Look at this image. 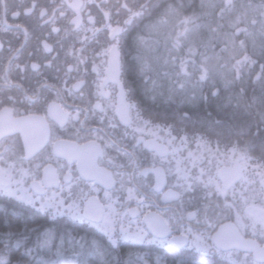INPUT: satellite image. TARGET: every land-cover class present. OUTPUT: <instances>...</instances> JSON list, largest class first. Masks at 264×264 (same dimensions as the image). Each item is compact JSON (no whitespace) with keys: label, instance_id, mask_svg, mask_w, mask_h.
I'll return each instance as SVG.
<instances>
[{"label":"clouds","instance_id":"1","mask_svg":"<svg viewBox=\"0 0 264 264\" xmlns=\"http://www.w3.org/2000/svg\"><path fill=\"white\" fill-rule=\"evenodd\" d=\"M69 2L53 0L55 7L51 10L63 8L68 14L63 20L65 31L74 32L81 39L87 69L82 65L73 78L82 79L84 83L79 90L60 88V95L51 97H42L39 88H28L19 81L0 89V112L5 115L23 117L41 111L46 117L50 144L49 150L34 151L18 136L0 135V176L5 181L11 179L13 187H24L30 186L33 176L45 168H52L61 178L71 173L73 184L82 188V178L78 175L81 165L60 154V146L87 147L109 155V149L116 144L112 130L122 129L124 136L132 137L133 147L145 160L168 169L175 168L179 158L182 167L192 174L191 187L182 190L180 199L174 203L176 223L191 228L207 240L209 250L203 255L205 264H264V195H261L264 191V136L260 135L264 132V78H261L264 43L245 45L237 41L235 45H222L221 78L209 77L201 81L199 77L206 67L201 62L200 70H196V58L203 54L199 53L194 36L203 15L202 0H156L155 3L152 0H85L88 5L83 10L85 17L89 10L95 15L91 6L100 3L110 6L128 3L139 14L126 24L128 14L125 11L116 9L113 13V22L124 28L121 85L109 81L105 86L109 94L101 96L98 85L103 79L107 60L104 49L110 41L103 32L89 33L85 40L70 22ZM117 11L119 16H116ZM150 25H158L164 30L176 53L173 61H179V68L182 62L186 65V71H180L181 81L190 79L196 84L195 91H182L179 85L166 87L160 82L148 49L138 45L141 36L149 37L147 29ZM142 61L151 63L150 71L143 70ZM0 66H3V60H0ZM129 66L135 69L134 80L129 79ZM224 78L230 81L227 87ZM248 88H252L253 93H249ZM122 91L126 110L121 104ZM249 95H254L257 103H225L228 96L247 101ZM209 96L216 102L217 114L209 112L194 117L187 111L207 103ZM45 99L49 103L56 100L63 114L49 113ZM97 104L101 107L97 108ZM168 110L174 112L175 119L168 118ZM193 120L202 121L203 127L190 130L189 124ZM185 138L187 143H184ZM198 141L205 142L209 150L200 155L193 168L187 151H195ZM149 142L154 145L153 149L146 147ZM177 148L181 151H176ZM116 151H119L118 147ZM237 165H242L239 174L221 192L218 185L223 186L225 182L222 173ZM0 199L17 202L2 194ZM190 211L197 215L189 218ZM81 225L87 234H92L91 224ZM226 233L233 239H225ZM0 259L6 264H36L26 251L14 244H6L5 239H0Z\"/></svg>","mask_w":264,"mask_h":264},{"label":"snow or ice","instance_id":"2","mask_svg":"<svg viewBox=\"0 0 264 264\" xmlns=\"http://www.w3.org/2000/svg\"><path fill=\"white\" fill-rule=\"evenodd\" d=\"M72 10L71 24L75 26L79 33L84 35L85 40L88 34L98 35L103 32L109 39L108 45L104 49V55L107 57L106 65L104 68V76L98 85V93L101 96H106L109 93L105 91L106 84L110 81L115 85H121L120 72H121V43L122 33L124 28L116 22L114 23V11L121 9L125 11L128 16L125 23H131L139 14L133 10V6L128 3L116 4L110 6L106 3L92 5L96 12L93 14L92 10L88 11L85 17L83 10L88 7L85 0H70L67 5ZM201 7H209V5L202 4ZM259 14L264 16V5L258 8ZM37 12V5L35 0H32L30 7L24 9V15L30 16L32 13ZM116 12V16H119ZM38 15L45 23L51 25V33L59 34L61 26L57 22V18L64 20L67 18V13L63 8L59 10H51L41 7L38 10ZM15 19H19V15L14 13ZM7 23V20H5ZM18 27L24 32V41L17 48H10L8 54L2 59L3 66H0V83L5 86H10V82H18L16 80V73H24L31 71L38 73L43 67L52 68L53 62L57 59L58 54L55 52L54 45L48 39H40L38 41V50L50 59H46L43 64L39 60H31L26 64L18 62V55L24 44L27 43L29 37V30L26 25L18 24ZM3 30V29H0ZM159 30L158 25L148 26L149 37L141 36L138 39V45L141 48L149 49L151 47V35ZM243 36L244 38H239ZM221 38V37H218ZM222 39L225 45H235L237 41L247 45L249 43L255 45L257 41L264 43V22H261L259 28L253 27L251 30L245 28L241 29L237 24L234 33H224ZM4 45L0 43V51H3ZM85 49L80 46L79 48L71 49L67 55L71 56V62H66L63 66L65 75L69 78L65 80V91L79 90L82 88L84 81L79 78H73L74 73L81 71L83 65L87 69V61L84 59ZM247 59V57H245ZM151 63L142 61V68L145 71L151 70ZM206 71L202 72L199 79L204 81L209 78L207 65ZM96 71V69H93ZM180 71H186V65L182 62L180 64ZM261 78H264V73H261ZM46 83V82H45ZM179 87L182 91L188 89L191 84L190 79L179 81ZM230 81L224 78V85L227 87ZM156 85H154V89ZM196 84H192V91H195ZM56 95H60V89L56 90ZM47 111L57 115L63 114L61 105L52 100L51 103L47 99L44 101ZM121 104L126 110L127 105L124 104V94L121 92ZM97 108L101 105L97 104ZM143 132V129H139ZM156 135V132H152ZM184 143H187L185 138ZM148 149H153L152 143H147ZM208 146L203 141H198L196 150H188V157L191 159L193 168H195L197 160L200 155L207 152ZM176 151H181L177 148ZM60 152V150H59ZM60 154H63L60 152ZM125 154L129 156L133 165H136L134 160V153ZM70 159L71 155L68 156ZM175 175L178 177L175 184L168 186L167 191L161 189V172L167 171L171 173L172 168L165 169L160 166L156 167L153 162L152 166L143 167L139 165L133 168L132 180L137 181L136 171L140 170V179L149 177V173L155 172L156 180L155 187L152 189L154 193L163 197L166 207L174 204L180 199L181 191L185 188H190V181L193 176L190 172L182 167L181 159L175 161ZM242 165H237L236 168L222 173L225 177L223 186L218 188L224 192L231 184L240 171ZM78 175L81 176V183L83 187L73 184L74 177L68 173L63 178L52 168H45L38 175L31 178L30 186L13 187V181L9 179L5 181L0 176V194L7 196L9 199L17 201L23 206H27L42 217L45 218V224H38L34 231L36 232V240L31 248L27 249L29 256L32 255L34 249L43 250L44 257L41 259L40 264H135L131 254H126L123 259L119 255V250L122 243H131L135 245H154L159 247L167 246L177 250L189 249L195 252L206 255L209 250V243L198 232L193 231L191 228H185L176 223V214L168 215L167 212L161 214L159 211H151V205L146 204L144 200L138 198V193L135 188L128 187L127 195L124 202L121 203L118 196L114 197L112 194L113 184H108L103 192V200L100 197V190L94 186L88 185V173L84 166H81ZM123 175V173H121ZM20 183V182H16ZM121 186L124 187L123 180ZM148 187H152L151 184ZM264 195V191L261 192ZM135 201V206H130ZM197 215V212H188V217L192 218ZM183 214H181V219ZM47 221H51V225H47ZM71 221L74 223L85 224L89 223L92 226V234H85L82 236H75L66 231H61L59 225ZM5 243L14 244L17 248L23 247L27 243V238L13 239L14 235L9 232L5 233ZM79 258V259H77ZM140 264H167L159 253L151 259L138 255L136 257ZM0 264H6L4 259H0Z\"/></svg>","mask_w":264,"mask_h":264},{"label":"flooded vegetation","instance_id":"3","mask_svg":"<svg viewBox=\"0 0 264 264\" xmlns=\"http://www.w3.org/2000/svg\"><path fill=\"white\" fill-rule=\"evenodd\" d=\"M35 2L37 12L26 16L24 15V9L31 6L32 0H0V29H3L0 30V43L4 45L3 51H0V60L8 54L10 48H17L24 41V32L17 26L18 24L26 25L29 30L28 41L23 45L18 55L19 63L26 64L31 60H39L43 64L46 59H50L38 50V41L48 39L54 45L55 52L58 54L57 59L53 62V67H43L38 73L31 71L16 73L14 78L28 88H39L42 97H51L56 94L58 88L66 87L64 82L69 78L65 75L63 66L66 62H71L72 59L67 53L74 47L79 48L81 39L78 34L65 31L64 21L58 18L57 22L62 30L59 34L51 33V25L45 23L39 17L38 10L45 7L51 12V9L55 7L53 0H35ZM152 2L155 3L156 0H152ZM14 13L19 15L18 20L15 19ZM5 20H7V23H5ZM4 87L6 86L0 83V89ZM112 131L114 132L116 144L109 149V155L97 153L91 148L70 144L61 145L59 150L63 153L62 155H71L74 160L87 169L88 185L100 190L101 200H103L106 185L114 182L111 191L114 197L118 196L120 198L121 203L124 202L127 188L130 186L136 189L139 199L151 205V211H159L161 214L167 212L168 215L175 213L174 204L166 207L163 197L152 190L155 187V172L149 173L150 179L148 177L140 179V170H137L135 174L139 183L132 180L134 167L142 165L150 168L152 162L145 160L144 156L133 147L132 137L124 136L122 129ZM5 134L18 136L34 151L44 152L50 149L49 128L46 117L41 114V111L25 114L23 117L12 116L11 114L5 115L0 112V135ZM116 147L119 148V151H116ZM125 151L134 153L136 165H133ZM156 167L159 168L160 165L156 164ZM172 169L171 173L161 172V189L163 191H167L168 186L176 180L175 168ZM121 180H123L124 187L121 186ZM149 184H151V188L148 187ZM130 206L134 207L135 201Z\"/></svg>","mask_w":264,"mask_h":264},{"label":"trees","instance_id":"4","mask_svg":"<svg viewBox=\"0 0 264 264\" xmlns=\"http://www.w3.org/2000/svg\"><path fill=\"white\" fill-rule=\"evenodd\" d=\"M202 4L209 7H201L202 17L200 27L194 36L197 43L199 53L203 56H197L196 70L199 71V64L202 62L207 65L209 77L220 79L222 69L220 64L222 60L219 57L224 55L221 52V46L225 45L222 36L224 33H234L235 26L238 24L243 30L245 28L251 30L253 27L259 28L261 22H264V16L259 14L258 8L264 5V0H202ZM216 29L212 31V29ZM221 37V38H218ZM239 38L243 39V36ZM259 43V41H257ZM148 55L153 66L156 69L160 82L167 86L177 87L181 81L179 61H173L176 55L172 49V44L163 29H159L152 35L151 47L148 49ZM129 79H135V69L133 66L128 68ZM192 84H189L186 91H192ZM247 87V86H246ZM252 88H248L249 93H253ZM215 100L209 96L207 103H201L198 109L190 111L194 117L204 116L211 112L216 113ZM225 103L229 104H254L257 103L254 95H249L247 101H243L238 97L228 96L225 98ZM166 115L169 119H175L176 115L172 110H168ZM203 127L202 121L193 120L189 124V129H198ZM264 136V132L260 133ZM0 239H5V233L11 232L14 237L27 238L25 246L21 247L23 251L33 247L36 240V232L34 229L38 224H45V218L35 210L23 206L18 202L4 201L0 199ZM51 225V221L46 222ZM61 231H66L75 236L87 234L83 226L79 223L71 221L64 222L59 225ZM159 253L167 264H205L204 257L193 250H176L174 248L159 247L154 245H135L131 243H122L119 255L121 259L126 254H131L135 264H140L136 259L138 255H143L149 259ZM44 257L43 250L34 249L30 258L40 264ZM79 259V258H77Z\"/></svg>","mask_w":264,"mask_h":264},{"label":"water","instance_id":"5","mask_svg":"<svg viewBox=\"0 0 264 264\" xmlns=\"http://www.w3.org/2000/svg\"><path fill=\"white\" fill-rule=\"evenodd\" d=\"M226 172H227V170H226ZM225 239H233V237L230 235V234H225Z\"/></svg>","mask_w":264,"mask_h":264}]
</instances>
